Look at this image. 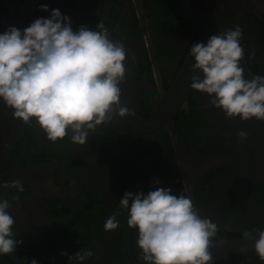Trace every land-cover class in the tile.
<instances>
[{
    "label": "flooded vegetation",
    "instance_id": "obj_1",
    "mask_svg": "<svg viewBox=\"0 0 264 264\" xmlns=\"http://www.w3.org/2000/svg\"><path fill=\"white\" fill-rule=\"evenodd\" d=\"M188 2L191 9L240 23L247 65L264 76V0ZM183 7V0H0V31L11 19L24 25L47 18L52 9L70 18L73 31H95L103 23L110 39L125 48L120 104L148 117L151 97L160 100L161 91L168 92L189 48L203 37ZM174 128L180 155L167 128L133 136L104 122L83 145L72 143L70 132L51 142L35 121L13 119L0 103V184L18 180L24 189L0 188L14 219L13 238L21 241L14 248L21 264H68L79 250L92 252L84 264H145L119 201L125 192L154 190L155 180L189 196L199 215L217 225L209 244L264 230V121L228 119L207 94L192 89ZM114 213L119 226L106 231L104 222ZM0 264L14 263L0 255ZM215 264L264 261L248 252Z\"/></svg>",
    "mask_w": 264,
    "mask_h": 264
},
{
    "label": "clouds",
    "instance_id": "obj_2",
    "mask_svg": "<svg viewBox=\"0 0 264 264\" xmlns=\"http://www.w3.org/2000/svg\"><path fill=\"white\" fill-rule=\"evenodd\" d=\"M41 10L48 8L42 5ZM96 28L73 31L70 18L52 9L47 18H37L23 31L10 26L0 33V103L13 119L29 125L35 121L51 142L70 132L71 142L83 145L89 131L109 119L113 109L119 118L131 114L120 104L124 45L110 39L103 23ZM241 37L235 25L206 43L193 44L188 55L197 74L190 87L207 94L209 103L228 119L264 121V76L244 78ZM238 135L244 138L246 133ZM153 184L154 190L125 192L119 201V208L127 211L128 227L137 233L140 258L145 264H211L209 241L217 225L199 215L189 196L157 186L158 180ZM2 187L24 190L18 180ZM9 208L8 201L0 199V255L12 253L21 243L13 238ZM116 215L105 220L106 231L119 226ZM243 237L255 241L254 252L264 261V230L256 236L245 231ZM91 256L90 250H79L68 256V264H84Z\"/></svg>",
    "mask_w": 264,
    "mask_h": 264
},
{
    "label": "water",
    "instance_id": "obj_3",
    "mask_svg": "<svg viewBox=\"0 0 264 264\" xmlns=\"http://www.w3.org/2000/svg\"><path fill=\"white\" fill-rule=\"evenodd\" d=\"M183 6L186 15H189L188 21L203 28V37L199 43H206L210 36L220 34L227 29L233 28L235 25H239L242 32L241 46L243 48V57L240 61V65L244 68V78L251 80L253 76L257 75L254 74L247 65L244 31L240 23L228 17L218 16L215 13L200 12L191 9L188 0H183ZM187 8H190L189 11ZM33 21H28L24 25H15L12 23L11 19V23L8 22L9 24L5 26L0 33L4 32L10 26H14L23 31V29L27 28ZM193 63L194 61L192 58L187 55L183 67L170 85L168 92L165 93L161 91L160 100L157 97H151V104L153 107L152 115L145 117L131 113L124 118H119L116 115L115 109H113L112 112L108 114L109 119H106L105 122L133 136L147 135L154 133L161 128H167L172 135V140L176 146L177 153L179 155L181 153L183 154V149L175 133L174 122L180 110L191 98L192 89L190 84L193 76L196 74L192 71ZM180 159L183 160L181 157ZM254 242L255 241L252 239L238 238L220 243H210L208 251L212 257L211 264L229 260L239 254L254 252ZM5 256L11 259L14 264H21L15 256L14 250L12 253L6 254Z\"/></svg>",
    "mask_w": 264,
    "mask_h": 264
}]
</instances>
